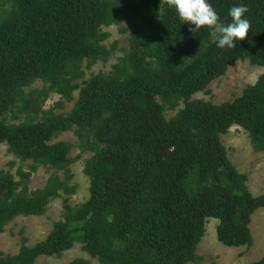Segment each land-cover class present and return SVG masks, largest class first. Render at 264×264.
I'll use <instances>...</instances> for the list:
<instances>
[{"label":"trees","instance_id":"16d2710c","mask_svg":"<svg viewBox=\"0 0 264 264\" xmlns=\"http://www.w3.org/2000/svg\"><path fill=\"white\" fill-rule=\"evenodd\" d=\"M210 3L223 23L244 4L248 36L218 48L214 28L191 32L168 0H0V143L30 161L19 180L0 169V234L15 217L43 215L52 199L68 196L47 238L28 245L23 237L17 254L0 250V264H38L76 243L100 264H203L198 247L211 217L220 242L253 245L250 224L264 194L251 192L222 139L238 125L264 151V73L221 104L194 95L212 94L209 85L239 60L264 66V0ZM113 25L131 32L129 47L110 71L86 79V69L119 49V41L107 44ZM77 91L73 107L58 112ZM52 93L61 99L46 109ZM71 130L78 142H53ZM85 153L90 194L74 206L71 164ZM40 166L55 171L31 189Z\"/></svg>","mask_w":264,"mask_h":264},{"label":"rangeland","instance_id":"374dc122","mask_svg":"<svg viewBox=\"0 0 264 264\" xmlns=\"http://www.w3.org/2000/svg\"><path fill=\"white\" fill-rule=\"evenodd\" d=\"M107 30L111 32V37L107 44L111 46L116 41H119L120 47L111 56L109 62H99L91 69H86V79L99 72L110 71L112 66L124 55V50L129 47L127 38L131 32L122 33L118 25L108 27ZM262 73H264V66L252 65L248 60H239L229 68L224 76L214 80L209 85L212 94L199 92L194 95V98L211 100L216 104L232 100L240 96L248 84L255 83ZM34 87L42 88L43 82L37 81ZM78 94L79 91L75 92L74 101L66 103L67 106L64 110L57 109V111H69L77 100ZM60 99L61 95L52 93L44 104V107L49 109ZM181 107L182 105L179 108ZM176 112L177 110L166 112L167 118L172 117ZM59 140L75 143L78 142V137L71 130L61 133L53 139V142ZM222 141L227 147L228 156L231 161L241 172L248 175V185L251 192L255 196L264 194V151H255L251 145L248 132L244 128L238 127V125H233L230 131L223 136ZM8 148L6 143H0V169L10 171L15 175V179L19 180L20 175L17 174L18 168L22 166L23 170L27 171L30 161H21L14 154L10 153ZM80 153L78 148H74L71 155L76 157ZM91 155L92 153H85L80 161L71 164L73 171L71 184L74 185L76 191L69 198L71 204L74 206L84 202L89 197L90 182L89 178L84 174L83 168L84 158ZM11 162H14V165H11ZM54 171V169L40 166L30 178V188L36 189L45 186ZM60 174L63 176L62 172ZM67 197V195L63 194L52 199L43 215H20L11 220L6 226L5 232L0 234V250L5 254H17L20 251L23 237L27 238L28 245H34L47 238L53 230L54 222L62 219L64 216V200ZM218 223L219 219L211 217L206 224V233L198 247L199 254L205 257L203 264H247L258 261L264 256V208L256 210L252 215L250 226L254 236V243L250 247H229L220 242L217 232ZM78 257L90 260V264H100L97 259H93L82 249L81 243H76L71 250L65 251L60 257L41 256L38 264H67Z\"/></svg>","mask_w":264,"mask_h":264},{"label":"clouds","instance_id":"9594fccd","mask_svg":"<svg viewBox=\"0 0 264 264\" xmlns=\"http://www.w3.org/2000/svg\"><path fill=\"white\" fill-rule=\"evenodd\" d=\"M168 4L175 9L182 24L189 25L191 32L202 26L214 28L219 33L218 39L213 41L218 48H232L237 41H243L248 36L250 22L245 16L247 7L244 4L233 5L229 9V23L220 21L210 0H168Z\"/></svg>","mask_w":264,"mask_h":264}]
</instances>
